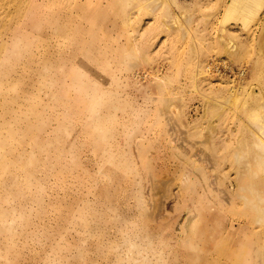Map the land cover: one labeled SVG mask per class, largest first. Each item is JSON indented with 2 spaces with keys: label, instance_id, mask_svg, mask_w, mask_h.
I'll list each match as a JSON object with an SVG mask.
<instances>
[{
  "label": "rangeland",
  "instance_id": "374dc122",
  "mask_svg": "<svg viewBox=\"0 0 264 264\" xmlns=\"http://www.w3.org/2000/svg\"><path fill=\"white\" fill-rule=\"evenodd\" d=\"M229 2L0 0V264H264V12Z\"/></svg>",
  "mask_w": 264,
  "mask_h": 264
},
{
  "label": "bare ground",
  "instance_id": "6f19581e",
  "mask_svg": "<svg viewBox=\"0 0 264 264\" xmlns=\"http://www.w3.org/2000/svg\"><path fill=\"white\" fill-rule=\"evenodd\" d=\"M52 2L54 3V4H56V3H58V0H52ZM235 3L236 4H239V1H237V0H235L234 1V3H232V6H235ZM248 5H251L252 6V4L251 3H248ZM253 9V6L251 7V10ZM247 13H249V12H247ZM244 17H245V19H246V17L247 16H245L244 15ZM52 26H53V28H54V30H55V26H56V24H52ZM64 29H65V26H64ZM75 30H78V27L75 29ZM60 33H61V31H60ZM59 33V34H60ZM18 49H19V46L18 45H15V46H13L11 49H10V52H9V54H8V56H7V58L8 59H10L12 56H13V54H14V52H16V55H17V51H18ZM26 50V49H25ZM261 50V49H260ZM259 50V51H260ZM262 51H264V49L262 50ZM20 54H21V51H20ZM75 58H65V60H62L63 61V63H67V62H70V60H74ZM61 60H60V57H58V58H50V60H49V66H50V71H53V69H54V66L55 67H59L60 66V64L58 63V62H62ZM2 65L4 66H1L0 68V73L2 74L1 76H10L11 75V73H12V71L13 70H8L7 68L9 67V66H7V65H4V63H2ZM234 76V75H233ZM252 90V89H251ZM248 93V92H247ZM264 106V105H263ZM263 108V107H262ZM264 111V110H263ZM255 122H257V121H255ZM254 122V123H255ZM259 123V122H258ZM260 123H263V122H260ZM24 125V124H23ZM22 125V126H23ZM255 126L257 125V123H255L254 124ZM254 126V127H255ZM259 126H260V124H259ZM259 126H257V127H259ZM263 126H264V124H263ZM256 127V128H257ZM260 129H262L261 128V126H260ZM257 130H258V128H257ZM261 131V130H260ZM264 133V129H262V131H261V133ZM262 133V135L261 136H264V134ZM254 146H256V145H254ZM257 146H258V144H257ZM260 146V145H259ZM262 146V145H261ZM50 148H53V151H56L57 149H54V146L53 145H51L50 146ZM12 148H9L8 150H11ZM52 150V149H51ZM246 152H248L247 150H246ZM245 152V153H246ZM261 152H264V151H261ZM264 159V158H263ZM262 162V158H259V156H254L253 158H251L250 160H247V163H246V175L245 174H243V176H242V178H241V180L238 182V186H239V188L241 189V190H244V186H243V177H255V174H254V170H253V168L256 166V165H258L259 166V164ZM253 163L255 164L254 166H253ZM34 177H35V175L32 177V179H34ZM5 190H6V195H5V197H7L8 195H11V196H13L14 195V193H15V190H14V188H12V187H10V186H4L3 187ZM262 191H263V194H264V183H262ZM242 198H244V197H242ZM262 203H264V202H262ZM262 210V209H261ZM6 212V211H5ZM259 222V219L257 220V219H253V221L250 223L251 225L253 224H255V223H258ZM223 227H225L224 229H222L221 231L220 230H216L217 231V233L219 232V233H223L224 231H225V229H227V233H229V234H226V235H228L227 236V239L225 240V242H226V244L225 245H223L222 247H224L226 250H228L229 252H230V255L231 256H237V257H239V258H242V256H246V254H247V249H248V247H247V240L249 239L251 242L252 241H254V240H257V236L258 235H254V236H252V235H250V233H251V231L252 230H250V231H247V227H250L249 225L247 226V225H243V224H239L238 225V227H237V230H236V235H235V231H233V224L232 223H230L229 225H222ZM207 228V227H206ZM251 228V227H250ZM208 230H215L216 229V227H212V226H209L208 228H207ZM215 237H213V236H210V237H208V241H207V243L209 244L210 242H212V241H215ZM204 242V241H203ZM2 250V249H1ZM4 250H5V252L6 253H14V255L16 256V257H20L21 255H20V253L18 252V250H17V248L16 247H12V245H7L6 247H4ZM223 251H225L224 249H223ZM2 254V253H1Z\"/></svg>",
  "mask_w": 264,
  "mask_h": 264
},
{
  "label": "crops",
  "instance_id": "0c3cea01",
  "mask_svg": "<svg viewBox=\"0 0 264 264\" xmlns=\"http://www.w3.org/2000/svg\"><path fill=\"white\" fill-rule=\"evenodd\" d=\"M235 0H230L229 2V16L230 19H240L241 20V24L243 25V27H248L249 22L256 17L257 15L259 16V12L261 11V13L264 12V0H237L239 1V4L235 3L234 7V12H231V6L232 3H234ZM248 3H251L253 6V9L251 10V5H248ZM226 11V10H225ZM249 12V13H247ZM245 16L246 19H245ZM224 19L227 18V11L226 14L224 13Z\"/></svg>",
  "mask_w": 264,
  "mask_h": 264
}]
</instances>
